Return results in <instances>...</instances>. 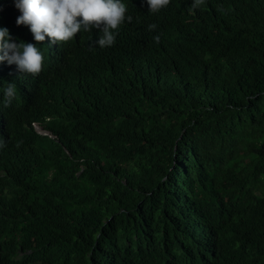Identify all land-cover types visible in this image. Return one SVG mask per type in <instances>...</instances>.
<instances>
[{
  "label": "trees",
  "instance_id": "1",
  "mask_svg": "<svg viewBox=\"0 0 264 264\" xmlns=\"http://www.w3.org/2000/svg\"><path fill=\"white\" fill-rule=\"evenodd\" d=\"M218 7L46 38L34 78L0 62V264H264V0ZM19 15L0 0L35 44Z\"/></svg>",
  "mask_w": 264,
  "mask_h": 264
},
{
  "label": "clouds",
  "instance_id": "2",
  "mask_svg": "<svg viewBox=\"0 0 264 264\" xmlns=\"http://www.w3.org/2000/svg\"><path fill=\"white\" fill-rule=\"evenodd\" d=\"M183 0H14L20 15L16 24L29 28L34 43L13 41L7 28H0V62L6 61L3 72L15 78H34L44 70V56L37 46L46 38L52 44L72 41L78 33L96 31L94 43L100 48L115 43L116 33L126 21L134 26L153 31L154 14L177 12ZM190 13L209 19L220 20L221 0H184ZM228 1V0H224ZM98 40V41H97ZM158 44L160 36L154 37ZM16 97V85L8 83L4 91V106L8 107ZM36 129L50 134L41 125ZM4 142L0 140V147ZM19 147V145H17ZM222 228L220 238L229 236ZM211 251V250H210Z\"/></svg>",
  "mask_w": 264,
  "mask_h": 264
}]
</instances>
